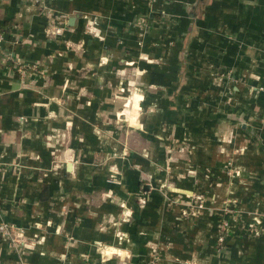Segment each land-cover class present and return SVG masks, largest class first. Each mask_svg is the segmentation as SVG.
Segmentation results:
<instances>
[{
	"label": "crops",
	"instance_id": "1",
	"mask_svg": "<svg viewBox=\"0 0 264 264\" xmlns=\"http://www.w3.org/2000/svg\"><path fill=\"white\" fill-rule=\"evenodd\" d=\"M47 4L0 0V264H264V0Z\"/></svg>",
	"mask_w": 264,
	"mask_h": 264
},
{
	"label": "built area",
	"instance_id": "2",
	"mask_svg": "<svg viewBox=\"0 0 264 264\" xmlns=\"http://www.w3.org/2000/svg\"><path fill=\"white\" fill-rule=\"evenodd\" d=\"M24 2H31L38 6L43 14L46 15L48 18V32H50L53 35H60L64 31V26L60 23L58 14H56L47 4V0H23ZM5 42V35L0 28V46H2ZM264 122V117H263ZM263 144H264V138H263ZM196 208L204 209L205 203H204V196L203 194H199L196 196V203L194 204ZM259 223H264V220ZM231 222L228 219L221 220V223L219 224V233L217 237L218 241V248L221 250L226 242L227 234L230 231ZM255 226V225H253ZM252 226V227H253ZM0 235L4 240H11L14 241L15 238L13 237V225L7 221H0ZM157 259H152L151 262L148 264H156ZM83 264H93L89 258H85V262Z\"/></svg>",
	"mask_w": 264,
	"mask_h": 264
},
{
	"label": "rangeland",
	"instance_id": "3",
	"mask_svg": "<svg viewBox=\"0 0 264 264\" xmlns=\"http://www.w3.org/2000/svg\"><path fill=\"white\" fill-rule=\"evenodd\" d=\"M127 79H129V81L131 80V76H129ZM132 87H134V84L133 85H130V88H132ZM133 92V91H132ZM128 108V107H127ZM123 109H126V107L125 108H121V109H119V111H123ZM132 110L131 111V113H130V117H133V116H135L136 117V113H137V108H136V106H134V110H133V108H129V110ZM118 116L120 117V118H122V120H120V119H118V120H120V121H122V122H111L109 125L110 126H112V130H113V133H115V131H123L124 129H125V127H127L129 130H131V129H133L135 126H129L127 123H126V121H125V119L123 120V118H124V116L123 115H121L120 114V112L118 113ZM131 119V118H130ZM138 119L140 120V118L138 117ZM131 120H133V119H131ZM133 122H135V121H133ZM139 124L141 123V121H139L138 122ZM167 159V158H166ZM133 167V166H132ZM166 170H167V163H166ZM167 172V171H166ZM119 171L117 172H115V173H113V172H111V174L112 175H109V177L110 178H115V177H118L119 176ZM113 175H115V176H113ZM159 189H161V188H159ZM161 190H164V188H162ZM164 192V191H163ZM162 192V193H163ZM155 258V255H150L149 256V259L147 260L148 262H147V264L149 263V262H151L152 261V259H154ZM155 259H157V258H155Z\"/></svg>",
	"mask_w": 264,
	"mask_h": 264
},
{
	"label": "trees",
	"instance_id": "4",
	"mask_svg": "<svg viewBox=\"0 0 264 264\" xmlns=\"http://www.w3.org/2000/svg\"><path fill=\"white\" fill-rule=\"evenodd\" d=\"M0 237L2 238V236L0 235Z\"/></svg>",
	"mask_w": 264,
	"mask_h": 264
}]
</instances>
